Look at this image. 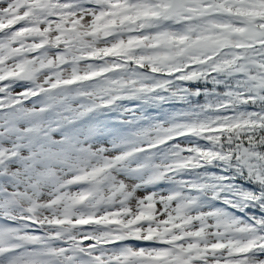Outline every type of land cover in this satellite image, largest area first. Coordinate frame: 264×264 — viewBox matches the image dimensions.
Returning <instances> with one entry per match:
<instances>
[{
  "label": "snow or ice",
  "instance_id": "obj_1",
  "mask_svg": "<svg viewBox=\"0 0 264 264\" xmlns=\"http://www.w3.org/2000/svg\"><path fill=\"white\" fill-rule=\"evenodd\" d=\"M0 264H264V0H0Z\"/></svg>",
  "mask_w": 264,
  "mask_h": 264
},
{
  "label": "trees",
  "instance_id": "obj_2",
  "mask_svg": "<svg viewBox=\"0 0 264 264\" xmlns=\"http://www.w3.org/2000/svg\"><path fill=\"white\" fill-rule=\"evenodd\" d=\"M196 100L202 102L203 98L198 97ZM182 107V104L173 101L154 103L140 97H133L94 109L83 118L84 124L93 129V134L85 143L93 148L104 147L115 152L117 149L112 148V145L119 144L129 137L137 125L146 124L151 119L164 120L166 114ZM131 113L135 116L130 115Z\"/></svg>",
  "mask_w": 264,
  "mask_h": 264
},
{
  "label": "rangeland",
  "instance_id": "obj_3",
  "mask_svg": "<svg viewBox=\"0 0 264 264\" xmlns=\"http://www.w3.org/2000/svg\"><path fill=\"white\" fill-rule=\"evenodd\" d=\"M118 150V149H117ZM117 150H115V151H117Z\"/></svg>",
  "mask_w": 264,
  "mask_h": 264
}]
</instances>
